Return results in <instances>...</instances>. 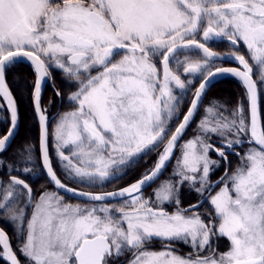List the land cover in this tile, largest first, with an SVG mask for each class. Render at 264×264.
<instances>
[{
	"label": "snow or ice",
	"instance_id": "obj_1",
	"mask_svg": "<svg viewBox=\"0 0 264 264\" xmlns=\"http://www.w3.org/2000/svg\"><path fill=\"white\" fill-rule=\"evenodd\" d=\"M224 42L225 53L210 46ZM25 63L38 134L0 159V223L16 240L0 227L4 264H264V0H0V155L22 122L8 77ZM224 75L242 94L209 100L180 143ZM153 152L125 186L83 190L125 179ZM41 175L55 190H34Z\"/></svg>",
	"mask_w": 264,
	"mask_h": 264
},
{
	"label": "trees",
	"instance_id": "obj_2",
	"mask_svg": "<svg viewBox=\"0 0 264 264\" xmlns=\"http://www.w3.org/2000/svg\"><path fill=\"white\" fill-rule=\"evenodd\" d=\"M214 49L217 51H219V50L227 51L226 46H216V47H214ZM8 79L10 81V86L13 88L14 94L18 97V103H19V107H20L22 122H21V126L19 128L20 131H19L17 137L15 138V140H14L15 142L13 143L12 147L10 148L9 151H7V153L0 156V158L3 156V158L7 159V160H8V157L12 156L13 153L23 143L27 142L26 137L31 136V137L35 138L38 134V125L33 120V111H32V108L30 106L29 96H28L27 90L23 86H21L22 83H24L25 79L27 81H31L34 79V76L32 75L28 64L25 63V64L17 66L16 71L13 72L12 74H10ZM234 89L238 90V92H240V93L243 92V87L237 79H235L233 77L232 78H228V77L223 78L220 81L216 82L214 84V86L209 90V93L206 96L204 104H206L207 100H209L211 97H215V98H218V100L219 99L221 100L222 96L227 97L228 95L232 94ZM45 96L47 97L46 92H45ZM52 97L54 98V95H52ZM261 99H262L261 100V107H263L262 112H264V96ZM191 126L189 127V129L191 128ZM185 137L186 136H184V138ZM150 159H153L152 156ZM155 159L156 158L153 159V162ZM145 165L146 164L138 165V167L135 168L134 173L133 172L131 173L132 175H129L128 177L123 179V181H122L123 185H120V186L126 185V183H128L132 177H138L139 174L142 172L143 168L145 167ZM221 173H223V169L217 170L216 175L221 174ZM0 175H3V170L2 171L0 170ZM29 182L32 184V187L36 191L38 190V188H37L38 186H39V188L41 185H45L46 187L50 186L47 183L46 177L43 175L39 176L35 181L30 180ZM35 185H37V187ZM195 198H197V196H195ZM191 201L184 202V204L186 205ZM0 227H4L5 230L9 233V235L13 236L11 234L12 232H11V229L9 226H6L5 224L0 223ZM13 239H14V236H13ZM0 264H4V262L2 260H0Z\"/></svg>",
	"mask_w": 264,
	"mask_h": 264
},
{
	"label": "rangeland",
	"instance_id": "obj_3",
	"mask_svg": "<svg viewBox=\"0 0 264 264\" xmlns=\"http://www.w3.org/2000/svg\"><path fill=\"white\" fill-rule=\"evenodd\" d=\"M210 46L213 47V49H214V47H216V46H226L227 51H223V50H219V51H217V50L214 49V51H217V52L225 53V52L230 51V49H229V47H228V45H227L226 42H224V43H215V44H212V45H210ZM227 65H228V64H225V63H224L222 66H227ZM236 66H238V65H236ZM194 82H195V84L198 85L199 80L197 79V80H195ZM21 86H23V83H22ZM56 86L63 88V91L65 92V94L68 92L67 87L64 86L63 84H61L58 75H57V79H56ZM49 88H50V89H49ZM22 92H23V91H22ZM46 93H47V99H46V105H47V104L49 103L50 100L54 99L53 97H51L52 95H54V92H53V90H52V88L50 87L49 84L47 85ZM231 93H232V92H231ZM241 94H242V93L238 92V90L234 89L232 94L228 95L227 97L222 96L221 100H220V99L218 100V98H215V97H211L209 100L215 98V99H217V100H218L219 102H221V103L229 102V104H231V102H234L235 100H237V99L240 97ZM50 95H51V96H50ZM48 96H50V97L48 98ZM263 96H264V95H263ZM263 96H262L261 98H263ZM188 99H189V100L191 99V96H190V95H189ZM209 100H207L206 104H204V105L201 107L200 113L198 114V116H197L196 119L194 120V123H193V125L191 126V128H190V129L188 128L189 130L187 131V135H185L186 137H185L180 143H183L184 140H187V139H190V138L193 137V135L195 134L196 127H197V123H198V121L200 120V118H201V116H202V114H203V108H204V106H207ZM261 100H262V99H261ZM57 108H60V105L58 104V101L56 102V107L53 108L52 112L55 113V111H56ZM69 108H70V105L65 104L61 110H62V111H63V110H68ZM262 108H263V107H262ZM185 110H186V108H185ZM5 115H6V113L3 112L2 110H0V129H3V128L5 127V124H4V121H3V117H4ZM151 156H152L153 159L156 158V154H155V152H153V153L149 154L148 156L144 157V159H142V160L139 162V164H137L136 166H134L133 170L129 173V175H132V174H131L132 172L134 173V170H135V168L138 167V165L146 164L145 167L143 168V170H144L145 168H147V167H150L151 164L153 163V159H150ZM179 156H180V149H179V146H178V148H177V152H176V154H175V156H174V157H175L174 160L171 162V164H170L169 167L167 168L166 172L162 175V177L160 178V180L157 181V184H158L160 181H162V180L168 178V176L170 175V173L172 172V169L174 168V166H175V164H176V158L179 157ZM12 157H13V155L10 156V157H8V161H10V160L12 159ZM212 158H213V159H216L215 154L212 155ZM230 158H231L233 161L236 160V157H234V156H233V157H230ZM0 159H4L3 156H2ZM154 161H155V160H154ZM0 170L2 171L3 169H0ZM143 170H142V171H143ZM216 172H217V171H216ZM216 172H215V174L211 177L213 180L217 179V178L222 174V173H221V174H217V175H216ZM58 174H59V171H58ZM61 178L63 179V177H61ZM36 179H37V178L33 179V181H35ZM122 181H123V180L112 181V182L106 184L103 188L89 189V188L84 187L83 190L85 189L86 191H112V190H114V189H116V188L122 187V186H120V185H123V184H122ZM65 182L69 183L70 185H75V186H77V187H79V188H80V187H83V186L76 185V184L71 183V182H68V181H65ZM35 186L37 187V185H35ZM124 186H125V185H124ZM154 187H156V184H155V186L152 185L151 187L145 189V190H146V191L144 190V191H145V195L147 196V195L152 191V188H154ZM37 188H38L37 191H39V189H40L39 186H38ZM47 188H48L49 190H55V189H53L51 186H49V187H47ZM59 194H60L61 196L64 197V199H65L66 202L73 203V204H75V203H86V201L83 202V201H79V200H76V199H71V198H69V197H66V196H65L64 194H62V193H59ZM195 196H196L195 193H192L190 196H186L184 202H188V201H191V200H192V201L189 202V203H195L196 200L198 199V197L195 198ZM194 198H195V199H194ZM193 199H194V200H193ZM189 203H188V204H189ZM188 204H186V205L184 204V205L187 206ZM170 210H171V209H170ZM9 227H10L11 232H12L11 234L14 236V234H13V230H12V227H11L10 225H9ZM15 243H16V240H15V238H14V239H13V245H15ZM225 243H227L226 240H225V241H221V244H222V245L225 244ZM159 246H160L159 243L156 242L155 247L158 249ZM176 247H178V248L180 249L179 251H180L181 254H186L187 252L190 251V249H189L188 247H186L185 245H183V244L176 245Z\"/></svg>",
	"mask_w": 264,
	"mask_h": 264
},
{
	"label": "water",
	"instance_id": "obj_4",
	"mask_svg": "<svg viewBox=\"0 0 264 264\" xmlns=\"http://www.w3.org/2000/svg\"><path fill=\"white\" fill-rule=\"evenodd\" d=\"M225 63H227V62H225ZM225 67H236V66L232 64V65H227V66H225ZM225 77H232V76H230V75H224V76L217 77V78L212 82V84L210 85L209 90L214 86V84H215L216 82L220 81L222 78H225ZM46 85H47V84H46ZM46 85H45V87H46ZM45 87H44V90H45ZM209 90H208L207 94L209 93ZM43 95H44V91H43ZM42 97H43V96H42ZM205 99H206V97H205ZM261 109H262V107H261ZM197 116H198V114H197ZM197 116H196V117H197ZM196 117H195V119H196ZM195 119H194V120H195ZM193 123H194V121L192 122V124H193ZM192 124H191V125H192ZM191 125H190V126H191ZM190 126H189V127H190ZM19 131H20V129H18V133H19ZM187 131H188V129H187ZM187 131H186V132H187ZM17 135H18V134H17ZM184 136H185V134H184ZM16 137H17V136H16ZM183 138H184V137H183ZM14 142H15V141L12 142V145H13ZM12 145H11V147H12ZM11 147H10V148H11ZM10 148H9L7 151H9ZM177 148H178V146H177ZM177 148L175 149V154H176V152H177ZM0 156H1V155H0ZM174 156H175V155H174ZM174 156H173V158L171 159V162L174 160V158H175ZM171 162L168 164V167H169V165L171 164ZM168 167H167V168H168ZM165 172H166V171H165ZM165 172H164V173H165ZM161 177H162V176H161ZM161 177H160V178H161ZM153 185H154V184H153ZM51 186H53V185H51ZM146 189H147V188H146ZM60 193L64 194L65 196H67V197H69V198H71V199H76V200H79V201H83V202H85V201L82 200V199H79V198L74 197L71 193H65V192L62 191V190L60 191ZM5 231H6V230H5Z\"/></svg>",
	"mask_w": 264,
	"mask_h": 264
},
{
	"label": "flooded vegetation",
	"instance_id": "obj_5",
	"mask_svg": "<svg viewBox=\"0 0 264 264\" xmlns=\"http://www.w3.org/2000/svg\"><path fill=\"white\" fill-rule=\"evenodd\" d=\"M236 65V64H235ZM48 85V84H47ZM47 85H46V87H45V90H44V95H43V97H42V103L43 104H45L46 105V99H47V97L45 96V92H46V88H47ZM51 87V86H50ZM58 87V86H57ZM52 88V87H51ZM59 88H61V87H59ZM53 90V89H52ZM61 90L63 91V88H61ZM51 96V95H50ZM50 96H48V98L50 97ZM46 97V98H45ZM52 97V96H51ZM58 104H59V101H58ZM60 105V104H59ZM53 110V109H52ZM67 183V182H66ZM157 183V182H156ZM49 184V183H48ZM69 184V183H68ZM50 186H51V184H49ZM69 186L70 187H76V188H78V189H80V188H82V187H77V186H75V185H70L69 184ZM153 186H155V184L153 185ZM52 188H53V186H51ZM54 189V188H53ZM85 190V189H84ZM86 191V190H85ZM146 191V190H145ZM144 191V192H145ZM67 197V196H66ZM178 248V247H177ZM179 249V248H178ZM180 250V249H179Z\"/></svg>",
	"mask_w": 264,
	"mask_h": 264
}]
</instances>
